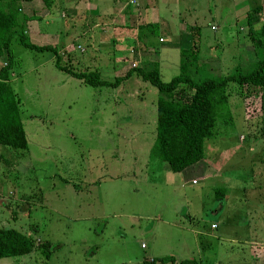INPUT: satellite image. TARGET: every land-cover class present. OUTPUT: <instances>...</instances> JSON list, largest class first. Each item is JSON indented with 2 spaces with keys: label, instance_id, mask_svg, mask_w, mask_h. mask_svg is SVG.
<instances>
[{
  "label": "rangeland",
  "instance_id": "obj_1",
  "mask_svg": "<svg viewBox=\"0 0 264 264\" xmlns=\"http://www.w3.org/2000/svg\"><path fill=\"white\" fill-rule=\"evenodd\" d=\"M225 1L180 4L183 21H195L201 33L191 41L197 54L190 68L194 79L224 75L235 66L212 63L219 50L202 49L216 43L208 27L218 22L214 10L223 24ZM69 17L73 29L65 22L70 30L61 40L68 48L49 36L59 28V19L28 20L40 33L31 38L27 22L25 33L35 43L55 45L60 65L96 71L108 82L127 68L148 69L133 50L123 57L114 54L100 31L92 32L93 40L90 33L84 36L86 22L78 23L81 11ZM232 23V33L247 41L246 33L237 31L243 24ZM153 47L160 52L159 79L167 82L179 73L178 51L168 40L158 43L156 38ZM10 52V85L27 146L0 145V228L28 234L35 247L48 241L49 254L44 258L33 249L0 258V264H140L162 256L174 257L175 264L180 259L264 264V192L258 190L264 187L263 91L249 86L239 90L230 83L225 115L204 139L203 158L173 173L149 157L156 87L135 72L114 87L91 86L58 70L47 51L29 50L12 39ZM253 61L243 52L237 65L247 68ZM220 188L229 194L216 208Z\"/></svg>",
  "mask_w": 264,
  "mask_h": 264
},
{
  "label": "trees",
  "instance_id": "obj_2",
  "mask_svg": "<svg viewBox=\"0 0 264 264\" xmlns=\"http://www.w3.org/2000/svg\"><path fill=\"white\" fill-rule=\"evenodd\" d=\"M34 0H0V145L24 150L27 146L22 123L19 119L18 100L10 85L9 73L12 67L10 43L14 39L23 47L34 51H47L54 55L55 67L69 76L91 86H117L132 72L157 89L155 102V134L149 151L150 159L159 165L178 173L194 165L203 158V141L212 136V129L217 118L224 117L227 104V86H243L264 92V15L252 26L253 15L261 12L259 6H253L246 12L247 37L251 46L250 54L254 57L251 67L236 65L224 75L206 76L194 79L190 68L196 61L195 44L188 49L179 50V73L163 82L159 79L157 64L145 62L148 69L142 67L128 68L122 76L108 82L99 78L94 72L71 71L59 64L60 55L55 45L39 44L25 33L24 24L35 17L27 14L30 2ZM48 7L50 0H41ZM10 2L12 4L10 5ZM17 4V5H16ZM25 10L20 12L19 10ZM20 13H18V12ZM256 26V27H255ZM197 29V28H196ZM195 29V30H196ZM151 65L150 67V64ZM239 94V91L237 92ZM222 189H218V191ZM222 193V192H221ZM221 196H218V199ZM34 242L28 234L13 228H0V258L15 257L30 253L33 249L46 258L49 254V242L41 241L34 248ZM140 264H175L172 256L152 258ZM177 264H201L195 259H181Z\"/></svg>",
  "mask_w": 264,
  "mask_h": 264
},
{
  "label": "crops",
  "instance_id": "obj_3",
  "mask_svg": "<svg viewBox=\"0 0 264 264\" xmlns=\"http://www.w3.org/2000/svg\"><path fill=\"white\" fill-rule=\"evenodd\" d=\"M128 1L129 0H50L49 6L46 7L41 0H34L29 3L28 10L30 15H35L34 18H37V21L44 20V22L47 23L50 20L57 23V19L61 20L59 28L55 29V33L49 34L53 41L54 39L57 41L64 40L62 37H66L67 39V34H65L67 30L64 23H69L72 20L69 19V16L74 14L75 11H81L82 17L78 23L82 21L86 22V26L82 28V34L84 36H86L85 33L87 32L90 33L92 37L91 34H93V31H100L101 35L104 34L109 39V47L113 48L114 54L119 53L122 54L123 57V55H126L125 53L133 50V55H137L136 59L139 60L143 58V60L145 59L144 62L148 63L149 61L156 62L158 72L161 59L159 50L153 47L155 38L158 43H160L158 41L159 38L162 39L161 43L168 40L172 48L178 51V56L180 49H188L191 46L192 38L198 36L201 38L200 30L195 21L186 22L181 18L180 4L184 5V0H135L136 5L129 4ZM187 2L189 5H192V0H187ZM55 4L59 7L56 8L54 12L49 11V9H53ZM253 6H259L261 8V12L258 13V15L252 16L253 19L251 21L254 28V22L256 21L257 24L259 16L261 17V15H264V0H227L224 4V12L222 13L224 16L222 25H219V21L222 17H219L215 10L213 11L212 15L216 16L218 22L211 23L208 28L209 31L213 33V40H215L216 43H207L206 47L204 45L202 47V49L210 48L209 50H211L217 48L219 50L218 57H216L215 61L212 63H216L220 60L222 63L224 62L226 64L232 62L236 66L243 52L245 54L250 53L251 49H249L248 40L244 41L237 33H232L234 26L232 22L243 24L237 31L245 32L246 34L244 37L248 39V26L245 15ZM185 9L190 14V10H188V8ZM36 10H40L41 13L38 14ZM19 11L23 12L21 9ZM208 13L210 14L209 11ZM195 20H197V18ZM32 21L33 19L29 20V22ZM71 25L72 23L68 24V26L73 29ZM27 26V30H29L32 36L31 38L39 37L40 32L34 30L28 22ZM211 26L214 27V29H211ZM69 30L70 28L68 31ZM41 35H44V33ZM91 37L90 39L93 40L94 37ZM60 44L61 47L64 48L65 42L61 41ZM66 48H68V45ZM119 59H122L124 63L125 60L123 58ZM1 60H3L2 57L0 58V61ZM233 67L231 66L230 68ZM259 187L258 190L264 192V187ZM221 189L222 193L220 190L218 194L216 193V196H221V198L216 200L218 201L216 202V208H221L223 205L222 201L226 200L229 194H225L227 189ZM262 196H264V193H262ZM214 211L215 210H212V212ZM215 228H217V225L214 229ZM175 261L177 260L175 259Z\"/></svg>",
  "mask_w": 264,
  "mask_h": 264
},
{
  "label": "built area",
  "instance_id": "obj_4",
  "mask_svg": "<svg viewBox=\"0 0 264 264\" xmlns=\"http://www.w3.org/2000/svg\"><path fill=\"white\" fill-rule=\"evenodd\" d=\"M128 3H129V4L136 5V3H135V0H129V1H128ZM211 29H214V27H212V26H211ZM161 40H162V39H160V38H159V40H158V41H159V42H161ZM77 48H79L80 50H82V51H83V49H82V48H80L79 46H77ZM192 183H194V181H192ZM210 227H211V228H214V227H215V225H214V224H211V226H210Z\"/></svg>",
  "mask_w": 264,
  "mask_h": 264
}]
</instances>
